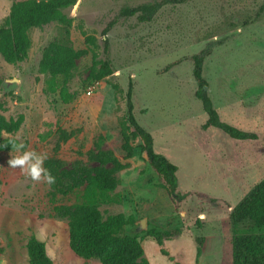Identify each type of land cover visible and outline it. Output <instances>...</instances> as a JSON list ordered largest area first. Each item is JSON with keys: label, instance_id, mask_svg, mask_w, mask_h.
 Here are the masks:
<instances>
[{"label": "rangeland", "instance_id": "374dc122", "mask_svg": "<svg viewBox=\"0 0 264 264\" xmlns=\"http://www.w3.org/2000/svg\"><path fill=\"white\" fill-rule=\"evenodd\" d=\"M15 1L20 0H0V26L8 24ZM77 1L64 9L70 25L52 21L29 30L32 44L23 60L10 63L0 53V113L25 116L17 132L2 137L28 140L25 150L68 162L88 161L96 141L113 149L129 166L118 173L117 201L100 209L105 217L136 218L127 230L142 235L150 264H232L230 212L264 178V0ZM144 3L159 4L150 21L121 14L125 6ZM88 35L94 44L86 41ZM68 39L76 49H88L71 75L41 72L45 48ZM95 55L109 57L114 70L100 81L88 77ZM195 55L204 57L203 74L221 118L255 138L242 141L203 127L208 115L196 96ZM130 80L139 123L152 133L156 151L179 166V187L188 196L178 205L142 156L140 139L130 159L121 148ZM62 85L75 94L70 102L60 95ZM60 128L73 136L56 150ZM19 154L0 149V264H30L31 234L46 243L53 264H102L72 251L68 221L54 213L55 204L73 203L76 196L52 200L49 184L8 166L11 155ZM169 222L182 232L159 245L147 231Z\"/></svg>", "mask_w": 264, "mask_h": 264}, {"label": "trees", "instance_id": "16d2710c", "mask_svg": "<svg viewBox=\"0 0 264 264\" xmlns=\"http://www.w3.org/2000/svg\"><path fill=\"white\" fill-rule=\"evenodd\" d=\"M77 0H20L12 3L9 22L0 26V53L6 61L16 63L23 60L31 47L32 40L29 30L40 27L52 21H60L70 25L72 18L64 9L76 3ZM159 4L144 3L137 6H125L121 10L124 16L138 14L141 21H150L157 12ZM115 24L111 21L105 33ZM69 34V30L67 32ZM86 41L95 43L94 36L88 35ZM105 51L108 52L109 40L105 39ZM88 53V49H76L70 39L65 42L53 41L44 51L40 62V70L49 72L53 77L59 75L69 77L76 66L78 58ZM202 55L194 56L193 74L198 88L196 96L202 101L208 118L204 128L217 127L229 136L239 140L253 139L255 134L239 128L225 121L215 107L209 94V81L203 74ZM114 72L109 57L93 58L89 72V79L100 81ZM133 81L130 80L127 89V116L120 122L122 138L121 148L125 158L134 155V140L140 139V150L149 166L162 179L161 187L166 190L175 204H179L186 196L179 187V166L165 154L156 151L154 137L143 127L135 114L133 101ZM60 95L64 102H70L75 94L61 86ZM118 89L116 83H112ZM4 104L0 103V110ZM25 120L24 114L18 117L7 118L0 113V149L3 151L15 150L12 145L23 143L25 150L29 141L21 142L16 137H2L4 133L17 132ZM59 140L55 149L58 150L61 142L68 141L73 132L59 129ZM88 161L76 159L68 162L58 156L48 157L44 161V168L48 169L56 178L55 183L49 185V195L52 200L59 195L68 197L75 195L73 203H57L53 210L55 215L68 221L69 245L79 257L97 258L102 264H150L145 255L142 244V235L135 229L127 230L136 223V218H126L123 213L110 214L105 217L100 209L103 204L116 202L115 191L120 183L118 173L129 166L123 162L113 149L103 148L100 142L87 151ZM232 223V264H264V178L256 183L249 193L230 212ZM170 222L163 227H154L147 231L155 241L162 245L165 239H172L182 232V227L170 226ZM203 238H198L199 251ZM27 252L30 264H53V259L47 252L46 243L35 234H31L27 241ZM165 253L164 249H161Z\"/></svg>", "mask_w": 264, "mask_h": 264}, {"label": "clouds", "instance_id": "9594fccd", "mask_svg": "<svg viewBox=\"0 0 264 264\" xmlns=\"http://www.w3.org/2000/svg\"><path fill=\"white\" fill-rule=\"evenodd\" d=\"M12 147L19 155H11L8 160V166L11 168H19L21 172L28 178L36 182H46L51 185L55 183V177L51 172L44 168V161L48 158L46 153L40 154L34 150H24L23 143L13 144Z\"/></svg>", "mask_w": 264, "mask_h": 264}, {"label": "water", "instance_id": "95a60500", "mask_svg": "<svg viewBox=\"0 0 264 264\" xmlns=\"http://www.w3.org/2000/svg\"><path fill=\"white\" fill-rule=\"evenodd\" d=\"M76 4H78V1L76 2ZM142 222H143V220H142ZM137 231V230H136Z\"/></svg>", "mask_w": 264, "mask_h": 264}]
</instances>
